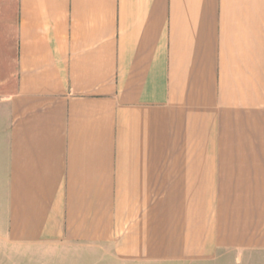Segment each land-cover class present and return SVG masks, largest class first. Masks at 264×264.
<instances>
[{
  "label": "crops",
  "instance_id": "1",
  "mask_svg": "<svg viewBox=\"0 0 264 264\" xmlns=\"http://www.w3.org/2000/svg\"><path fill=\"white\" fill-rule=\"evenodd\" d=\"M264 252V0H0V264Z\"/></svg>",
  "mask_w": 264,
  "mask_h": 264
},
{
  "label": "rangeland",
  "instance_id": "2",
  "mask_svg": "<svg viewBox=\"0 0 264 264\" xmlns=\"http://www.w3.org/2000/svg\"><path fill=\"white\" fill-rule=\"evenodd\" d=\"M214 264H264V252L257 251L248 255L228 253L222 261Z\"/></svg>",
  "mask_w": 264,
  "mask_h": 264
}]
</instances>
